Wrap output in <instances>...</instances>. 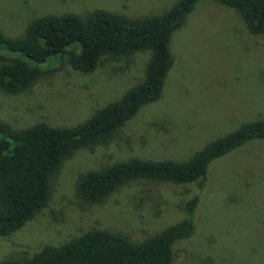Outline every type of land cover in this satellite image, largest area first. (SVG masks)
I'll return each instance as SVG.
<instances>
[{
    "label": "rangeland",
    "instance_id": "1",
    "mask_svg": "<svg viewBox=\"0 0 264 264\" xmlns=\"http://www.w3.org/2000/svg\"><path fill=\"white\" fill-rule=\"evenodd\" d=\"M179 0H0V30L20 37L46 15L107 10L128 18L158 16ZM173 66L162 98L144 106L106 144L82 149L58 174L51 205L9 236L0 262L23 260L47 244L62 245L92 229L140 242L181 221L197 183L136 181L105 202L86 206L80 176L139 158L190 160L242 125L264 119V34L253 35L234 9L203 0L172 40ZM149 52L104 59L89 74L57 60L25 93L0 89V120L15 128L48 123L71 127L141 82ZM195 235L176 247L173 264H264V142L252 141L214 161L196 213Z\"/></svg>",
    "mask_w": 264,
    "mask_h": 264
},
{
    "label": "trees",
    "instance_id": "2",
    "mask_svg": "<svg viewBox=\"0 0 264 264\" xmlns=\"http://www.w3.org/2000/svg\"><path fill=\"white\" fill-rule=\"evenodd\" d=\"M201 1L179 0L162 15L138 19L107 10L46 15L16 38L0 30V89L12 95L30 90L57 60L89 74L104 59L150 53L144 79L85 122L15 128L0 120V236L16 233L51 205L66 160L82 149L110 142L144 106L162 98L174 63L173 37ZM214 1L239 13L251 34H264V0ZM252 141L264 142V119L242 125L188 161L134 158L86 173L76 185L77 197L86 206L101 204L136 181L197 183L200 194L185 204L181 221L144 241L92 229L62 245L47 244L33 255L26 252L23 260L0 264H173L177 245L196 233V213L212 163Z\"/></svg>",
    "mask_w": 264,
    "mask_h": 264
}]
</instances>
